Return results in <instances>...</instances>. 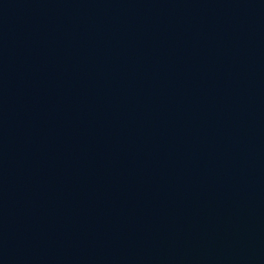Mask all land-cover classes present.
I'll use <instances>...</instances> for the list:
<instances>
[{
    "label": "water",
    "instance_id": "obj_1",
    "mask_svg": "<svg viewBox=\"0 0 264 264\" xmlns=\"http://www.w3.org/2000/svg\"><path fill=\"white\" fill-rule=\"evenodd\" d=\"M0 264H264V0H0Z\"/></svg>",
    "mask_w": 264,
    "mask_h": 264
}]
</instances>
